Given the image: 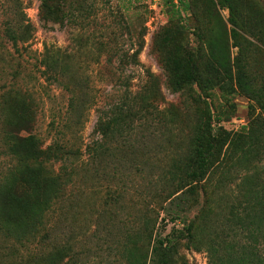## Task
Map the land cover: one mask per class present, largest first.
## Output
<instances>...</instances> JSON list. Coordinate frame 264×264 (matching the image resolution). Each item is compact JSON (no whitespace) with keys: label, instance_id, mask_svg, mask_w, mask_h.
Listing matches in <instances>:
<instances>
[{"label":"rangeland","instance_id":"374dc122","mask_svg":"<svg viewBox=\"0 0 264 264\" xmlns=\"http://www.w3.org/2000/svg\"><path fill=\"white\" fill-rule=\"evenodd\" d=\"M20 2L30 39L14 46L0 38V143L5 132L22 137L32 132L40 140L25 146L22 155L45 161L54 155L48 146L58 140L85 160L101 110L120 107L119 124H131L108 141L109 152L95 165L77 168L76 188L68 184L62 192L72 249L86 264H108L109 250L118 261L113 250L118 237L134 258L146 254L145 232L133 236L153 207L160 212L155 236L157 230L165 237L184 228L181 219L163 211L173 208L164 197L178 188L166 180L187 152L193 157L189 172L194 170L196 144L190 139L205 133L210 116L215 149L204 183L209 188H196L184 202L185 217L211 206L209 232L224 233L229 223L239 231L252 227L242 208L253 204L248 196L264 185V0H188L180 14L173 0H97L98 20L86 29L45 21L40 0ZM1 15L0 6V37ZM53 55L65 65L60 82L43 73V58ZM53 166L57 171L59 164ZM18 176L32 179L33 186L38 174L23 169ZM62 183L54 178L48 188L59 190ZM15 190L24 188L19 183ZM173 242L170 264L209 263L206 248L195 249L182 236Z\"/></svg>","mask_w":264,"mask_h":264},{"label":"trees","instance_id":"16d2710c","mask_svg":"<svg viewBox=\"0 0 264 264\" xmlns=\"http://www.w3.org/2000/svg\"><path fill=\"white\" fill-rule=\"evenodd\" d=\"M173 1H177L179 5L178 8L173 2L178 8V14L188 7V0ZM96 3L97 0H40L39 8L45 21L52 20L61 25L71 24L80 29H86L92 24L96 25L98 20L99 9ZM0 6L3 17L0 38L14 46L25 45L30 39V35L27 34L30 25L23 3L20 0H0ZM42 65L47 80L54 79L60 82V78L64 76V71L61 70L65 66L63 58L59 55L45 56ZM76 104L77 101L71 98L70 110L75 111ZM122 111L123 109L117 106L100 111L93 131V141L86 147L85 160L82 159V153L79 150L58 140L48 146L47 149L54 155L52 154L53 156L45 161L38 157L24 156L23 148L33 145L40 138L32 132L26 137H22L19 133L5 132L8 135L0 143V264H6L9 261L13 264H86L81 254L72 249L73 238L70 236L72 231L69 230L68 221L65 220L63 212L67 196L62 192L67 191L69 185L76 188L78 167L84 168L89 163L92 166L95 165L109 152L108 141L117 135L123 136L126 130L131 129V124H119L117 119ZM147 112L149 113L148 110ZM148 113L141 112V116L145 117ZM206 123L205 133L198 135L197 138L193 135L190 139L192 144H196L194 170L189 172L193 157L187 152L177 159L170 172L171 176L166 180L168 186L178 188L176 192L164 197V203H168L173 208H164L163 211L167 210V214L173 220L181 219L184 228L174 230L165 237L157 230L155 236L160 212L153 207L150 213L143 215L144 226L139 229L137 224L133 236L135 238L140 235V231L145 232L142 235H145L146 241L147 238L149 240L146 254L134 258L133 250L128 249L126 244L120 243L118 237L113 241V250L119 260L110 258L109 250L106 253L108 264H124L122 260L128 261L129 264H170L171 251L174 249L173 239L178 236L186 237L195 249L206 248L210 254L208 264H264V214L260 218L255 217L256 212L264 211L262 210L264 185H260L256 194L248 196V199L251 197L253 204L247 205L248 208H242L244 220L253 224L252 227H247L243 231L237 230L235 225L229 223L224 230L226 234L219 231L209 232V229H213L210 214L214 210L211 206L203 208L192 219L185 217L184 202L194 197L196 188L202 187L205 190L209 188L204 183L209 180L213 167L214 119L210 116ZM51 158H54V161L49 165ZM54 163L59 164L57 171L53 166ZM23 169L26 172L38 174L33 180V186L32 179L29 180L26 176L20 180L18 174ZM54 173L60 177H52ZM98 175L96 170L94 179ZM54 178H60L63 181L59 190L48 188V182ZM177 180H179L178 185H176ZM19 183L24 191L15 190ZM222 183L219 182L221 187H223ZM114 197L115 201H118L121 195L116 193ZM153 212H156L158 218H153L151 214ZM257 220L261 221V225L259 221L256 222ZM130 223L132 222H125L123 227L126 228ZM206 237H209V241L204 243ZM99 263L100 261L97 262Z\"/></svg>","mask_w":264,"mask_h":264}]
</instances>
